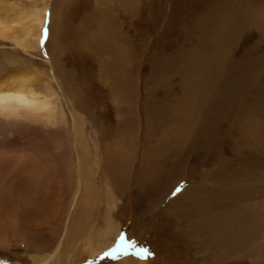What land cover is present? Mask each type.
I'll return each mask as SVG.
<instances>
[{
    "label": "rangeland",
    "instance_id": "rangeland-1",
    "mask_svg": "<svg viewBox=\"0 0 264 264\" xmlns=\"http://www.w3.org/2000/svg\"><path fill=\"white\" fill-rule=\"evenodd\" d=\"M239 1H124L127 5L120 0H0V17L7 22L25 10L45 9L42 27H32L39 49L25 53L12 40L0 38V85L10 88L24 81L40 90L49 86L59 99L56 125L0 124V166L18 169L14 174L17 181L12 174L11 181L0 180L5 186L11 184L7 198L0 194V239L4 238L0 264H35L54 255L49 264H123L128 258L130 263L126 264H264V196L252 182L259 183L264 191V148L260 150L264 44L253 49L255 52L251 50L261 39L252 30L247 33L249 50L243 49L245 30L237 29L240 19L235 21L234 32L228 24L220 27L231 7L242 10ZM60 22L75 30L74 46L51 43L57 39L53 32L60 29ZM24 23H12L16 36L32 25L26 19ZM105 25L115 28L111 30L113 45L130 57L124 66L130 76L128 82L122 81L127 93L119 96L112 90L117 81L114 57L107 44L112 45V41L101 43L98 39ZM228 34L232 42L236 41L232 43L234 49ZM88 49L99 54L91 56ZM49 58L60 76L52 75ZM230 86L236 94L228 93ZM220 91L230 96L224 101L228 105L232 95L238 96V105L225 106L217 115L212 103L221 101ZM156 116L167 124L158 129ZM199 117L206 124L207 120L214 124L201 128ZM177 122L180 130H185L180 132L183 141L176 138L179 132L173 125ZM202 138L208 146L198 152ZM186 140L192 146L183 150ZM172 142H181L175 154L168 151ZM156 154L165 158L159 166ZM122 163L127 166L126 180L113 172ZM249 188L259 194V199ZM210 190L228 196L212 210L205 201ZM228 204L231 214L224 215L230 211ZM227 216L233 218H224ZM100 234L105 249L88 257L84 247L98 246ZM121 235L148 252L137 254L132 248L125 252L126 244L119 242Z\"/></svg>",
    "mask_w": 264,
    "mask_h": 264
},
{
    "label": "bare ground",
    "instance_id": "bare-ground-1",
    "mask_svg": "<svg viewBox=\"0 0 264 264\" xmlns=\"http://www.w3.org/2000/svg\"><path fill=\"white\" fill-rule=\"evenodd\" d=\"M122 1L124 2H130V0H120V3H122ZM132 1L133 0H131V3H132ZM236 1V0H235ZM239 1V0H238ZM241 1V0H240ZM240 1H239V4H241L242 6V10H240V8L237 6V8H235L236 10H233L232 9V7H231V11H229V12H227V18L226 19H224L223 18V20H222V22L220 23V27H224V25L225 24H228L227 26H229L230 25V30L232 31L233 30V27H235L236 25H234L235 24V21H238L239 19H240V26L238 27V25H237V29L240 31V30H245L243 33V37L241 38V39H245V40H243L244 41V44H243V49L245 50V51H248L249 50V46H248V42H247V33H249V31H252L253 30V32H257V34L261 37V39H259V41L258 42H256L255 43V45L253 44V46H251V50H253V49H255L256 50V48L257 47H260V48H262L263 47V44H264V0H242L241 1V3H240ZM124 2V3H125ZM135 2V1H134ZM61 3V2H60ZM118 3V2H117ZM128 3H125V4H127L128 5ZM135 3H137V2H135ZM119 4V3H118ZM117 4V5H118ZM123 4V3H122ZM231 4L233 5V3L231 2ZM238 4V5H239ZM131 5V4H130ZM136 5V7L135 8H137V4H135ZM213 5V4H212ZM122 7V6H121ZM132 7V6H131ZM10 8H14V7H10ZM9 8V9H10ZM15 9V8H14ZM129 10H130V8H129ZM207 10V9H206ZM205 10V11H206ZM125 11V10H124ZM127 11V10H126ZM131 11V10H130ZM7 12H8V10H7ZM134 12V11H133ZM242 12V15H239L240 13ZM205 13V12H204ZM16 14V13H15ZM128 14V13H127ZM131 14V13H130ZM44 15H45V9L44 8H33V9H31V10H25V11H23L22 13H19L11 22H9V20H8V22L7 21H5V19H2V17H0V38H2V40L3 39H5V40H7V39H10V40H12L15 44H16V46L19 48V49H21L23 52H25V53H28L29 52V50H32V49H39L38 47H39V44H38V41H39V38H37V36H36V38L35 37H33V34H32V32H33V28L32 27H34V26H37V27H42V25H43V23H44ZM63 15V14H62ZM106 15V14H105ZM104 15V16H105ZM58 16H59V14H58ZM57 16V17H58ZM129 16V15H128ZM133 16V15H132ZM221 16V15H220ZM4 17V16H3ZM56 17V16H55ZM62 17V16H61ZM66 17V16H65ZM97 17V16H96ZM116 17V16H115ZM120 17V16H119ZM236 17H237V19H236ZM7 18V17H6ZM59 18H60V16H59ZM104 18V17H103ZM117 18V17H116ZM199 18V17H198ZM202 18H204V17H202ZM24 19H26V20H28L29 21V23H31L32 25L30 26V25H28V26H26L27 28H24L23 29V31H22V34L20 35L19 34V36H16L15 35V33H14V27H12V23H14V22H21L22 20H23V25L24 24H26V23H24ZM58 19V18H57ZM62 18H60L59 20H61ZM124 19V18H123ZM134 19V18H133ZM7 20V19H6ZM53 20H55V19H53ZM129 20V19H128ZM63 21V20H62ZM101 21V20H100ZM116 21V20H115ZM198 21H200V20H198ZM91 22V21H90ZM129 22V21H128ZM128 22H127V25H131V24H128ZM58 23V22H57ZM61 23V22H60ZM100 23V22H99ZM98 23V24H99ZM114 23V22H113ZM117 23V22H116ZM53 24V23H52ZM62 24V25H61ZM60 25H61V27H60V29H58V27H57V31H56V28L54 29V32H53V36H54V34L56 35V40L55 39H53V40H51V43H54L55 41H57L59 44H61V43H63L64 45H70V46H74L76 43V41H75V39H74V36H75V30L74 31H72V29H69L68 27H66L65 25H63V23H61ZM67 24H68V22H67ZM71 24V23H70ZM86 24V23H85ZM134 24V23H133ZM199 24V23H198ZM69 25V24H68ZM110 25V24H109ZM120 25V24H119ZM119 25H117V26H119ZM123 25V24H122ZM66 28V31H64L63 30V28L64 27ZM86 27L85 25H82V27ZM100 26V25H99ZM102 26V25H101ZM113 26V25H112ZM125 26V25H124ZM207 26V25H206ZM251 26H252V28H251ZM56 27V26H55ZM72 27H73V25H72ZM79 27V26H78ZM96 27V26H95ZM94 27V28H95ZM123 27V26H122ZM121 27V28H122ZM53 28V27H52ZM61 28H62V30H61ZM87 28V27H86ZM85 28V29H86ZM90 28V27H89ZM78 29H80V27L78 28ZM113 29H115V28H113ZM112 28H110L108 25H105L104 26V29H103V27H102V31H100L99 33L100 34H98V39L101 41V43H102V41H107V40H109V41H112V40H115V38H114V34L112 33L113 31H111V30H113ZM119 29H120V26H119ZM61 30V31H60ZM95 30V29H94ZM124 30V29H123ZM79 31H83V30H79ZM91 31V30H90ZM90 31L88 32V33H90ZM118 31V30H117ZM116 31V32H117ZM121 31V30H120ZM56 32V33H55ZM77 32V31H76ZM110 32V33H109ZM115 32V31H114ZM126 32H128V31H126ZM125 32V33H126ZM232 32H234V31H232ZM72 33L74 34V35H72ZM77 34V33H76ZM95 34H97V33H95ZM119 34V33H118ZM121 34V33H120ZM123 34V33H122ZM128 34V33H127ZM51 35V34H50ZM78 35V34H77ZM76 35V36H77ZM86 35V34H85ZM91 35V34H90ZM94 35V34H93ZM117 35V34H116ZM229 35V34H228ZM241 35V34H240ZM124 36V35H123ZM122 36V37H123ZM199 36V35H198ZM226 36V35H225ZM235 37V36H234ZM249 37V36H248ZM51 38V37H50ZM49 38V39H50ZM76 38V37H75ZM95 38H97V37H95ZM125 38V37H124ZM239 38V37H238ZM90 39H91V37H90ZM120 39V38H119ZM187 39H189V38H187ZM199 39H201V38H199ZM229 39H230V41H231V48H233L234 49V47H235V45H233L232 43L233 42H235V44H236V41H233L232 42V40H231V37H230V35H229ZM250 39V38H249ZM80 40V39H79ZM203 40V39H202ZM221 40H223V39H221ZM53 41V42H52ZM78 41V40H77ZM91 41V40H90ZM117 41V40H116ZM48 42V41H47ZM81 42H83V41H81ZM92 42V41H91ZM99 43V42H98ZM111 42H108L107 41V44H109V48H110V52L112 53V55H113V57H114V71H115V73H116V75H117V81H115V84H114V87H112V90L114 91V92H117L118 93V96L119 95H123V94H125V93H127L126 92V89L124 88V83L125 82H128L127 81V79H128V77L130 76V75H128L126 72H125V64H126V62L130 59V57L127 55V54H123V50H121L117 45H113V41H112V45L110 44ZM220 43H222L221 41H220ZM59 44H57V45H59ZM47 46H48V44H46ZM57 45H53V46H57ZM84 45V44H83ZM239 45H240V43H239ZM51 46V45H50ZM64 47V46H63ZM69 47V46H68ZM103 47V46H102ZM237 47V46H236ZM241 47V48H242ZM47 48V47H46ZM52 49L53 48H55L56 49V47H51ZM59 48H60V45H59ZM70 48V47H69ZM68 48V49H69ZM73 48V47H72ZM88 48V47H87ZM89 48H91V47H89ZM183 48V47H182ZM36 49V50H37ZM63 49V48H62ZM65 49V48H64ZM63 49V50H64ZM74 49V48H73ZM77 49V48H76ZM79 49V48H78ZM81 49V48H80ZM66 50V49H65ZM83 50V49H82ZM104 50V49H103ZM243 50V51H244ZM251 50H250V52H251ZM255 50H253L254 52H255ZM58 51H60V50H58ZM83 51H85V50H83ZM215 51V50H214ZM80 52H81V50H80ZM99 51H96V50H90V49H88V54H90L91 56L92 55H98L99 53H98ZM104 52H106V51H104ZM249 52V53H250ZM258 52V51H257ZM262 52V51H261ZM264 52V51H263ZM62 52H60V54H61ZM98 53V54H97ZM190 53V52H189ZM188 53V54H189ZM245 53H247V52H245ZM244 53V54H245ZM106 54V53H105ZM104 54V55H105ZM179 54V53H178ZM248 54V53H247ZM201 55V54H200ZM199 55V56H200ZM70 56V55H69ZM108 56V55H107ZM57 57V56H56ZM60 57V56H59ZM221 57V56H220ZM229 57V56H228ZM227 57V58H228ZM62 58V57H61ZM214 58V57H213ZM218 58V57H217ZM258 58V57H257ZM206 59H207V57H206ZM210 59V58H209ZM230 59V58H229ZM256 59V58H255ZM261 59H263V58H261ZM51 60V61H50ZM49 61L51 62V64H52V69H53V71H52V75L53 76H55V74H57L56 73V71H55V68H54V63H53V60L51 59V58H49ZM48 61V62H49ZM62 61V60H61ZM61 61H59V62H61ZM173 61V60H172ZM181 61V60H180ZM211 61V60H210ZM209 61V62H210ZM204 62V61H203ZM207 62V61H206ZM219 62H221L220 60H219ZM227 62V61H226ZM231 62V61H230ZM256 62H258V61H256ZM264 62V61H263ZM211 63V62H210ZM249 63V62H248ZM254 63H255V60H253V61H250V65H249V68L250 67H253V65H254ZM163 64V63H162ZM190 64V63H189ZM213 64V63H212ZM223 64V63H222ZM221 64V65H222ZM226 64V63H225ZM247 64V63H246ZM187 65V64H186ZM173 66V65H172ZM181 66V65H180ZM210 66V65H209ZM187 67V66H186ZM212 67V66H211ZM238 67V66H237ZM246 67H247V65H246ZM264 67V66H263ZM214 69H216V68H214ZM159 70V69H158ZM200 70V69H199ZM219 70V69H218ZM217 70V71H218ZM240 70V69H239ZM182 71V70H181ZM220 71V70H219ZM226 71V70H225ZM162 72V71H161ZM160 72V73H161ZM212 72V71H211ZM240 72V71H239ZM59 73V72H58ZM169 73V72H168ZM179 73V72H178ZM226 73V72H225ZM186 74V73H185ZM198 74H199V72H198ZM202 74V73H201ZM210 74V73H209ZM58 75V74H57ZM165 75V74H164ZM200 75V74H199ZM205 75V74H204ZM203 75V76H204ZM218 75V74H217ZM58 76H60V75H58ZM182 76H183V74H182ZM196 76V75H195ZM180 77H181V75H180ZM185 77H186V75H185ZM197 77H198V75H197ZM211 77H212V75H211ZM262 77V76H261ZM158 78H159V76H158ZM161 78V77H160ZM164 78V77H163ZM166 78V77H165ZM181 78H183L184 79V77H181ZM195 78V77H194ZM201 78V77H200ZM173 79V78H172ZM189 79V78H188ZM207 79V78H206ZM162 80V79H161ZM174 80V79H173ZM193 80V79H192ZM191 80V81H192ZM195 80V79H194ZM202 80V79H201ZM122 81H125V82H122ZM220 81V80H219ZM247 81V80H246ZM249 81V80H248ZM130 82V81H129ZM161 82V81H160ZM160 82H158V83H160ZM200 82V81H199ZM207 82V81H206ZM205 82V83H206ZM242 82H244V81H242ZM183 83V82H182ZM185 83V82H184ZM195 84H197L196 82H195ZM254 84H256V78H255V83ZM151 85V84H150ZM228 85V84H227ZM243 85V84H242ZM263 85V84H262ZM188 86V85H187ZM218 86V85H217ZM251 86V85H250ZM264 87V86H263ZM181 88V87H180ZM190 88V87H189ZM198 88V87H197ZM196 88V89H197ZM215 88V87H214ZM249 88V87H248ZM195 89V90H196ZM234 89V87L233 86H230L229 87V92L228 93H230V94H236L237 92L236 91H234L233 90ZM262 89V88H261ZM181 90V89H180ZM190 90V89H189ZM198 90V89H197ZM214 90V89H213ZM256 90H257V88H256ZM259 90V89H258ZM257 90V91H258ZM185 91V90H184ZM183 91V92H184ZM200 91V90H199ZM211 91V88L210 89H208L207 90V97L205 98V100L207 101V98H209L208 96H210L209 95V92ZM248 91V90H247ZM128 92H135V90H130V91H128ZM170 92V91H169ZM178 92V91H177ZM190 93H191V91H189ZM196 92V91H195ZM215 92V91H214ZM221 92V91H220ZM255 93H256V91H254ZM181 93V92H180ZM227 93V92H226ZM226 93L225 92H221V94H220V96L222 97L221 98V101L220 102H213L212 103V105H213V109L215 108V113L217 114V115H221L222 114V111L220 110L221 108H224L225 106L227 107V106H231L232 104L233 105H236L237 104V100H238V96L236 97L235 95H232V98H230L231 99V102H232V104L231 105H228V104H226V103H224V101L225 100H227L226 98L227 97H230V96H228V95H226ZM247 93V92H246ZM249 93H250V91H249ZM264 93V92H263ZM137 94V93H136ZM196 94V93H195ZM194 94V95H195ZM213 94V93H212ZM242 94V93H241ZM244 94H245V92H244ZM163 95V94H162ZM262 95V94H261ZM126 96H129V95H126ZM186 96V95H185ZM241 96V95H240ZM245 96V95H244ZM124 97H125V95H124ZM194 97V96H193ZM203 97V96H202ZM204 97H205V93H204ZM248 97V96H247ZM254 97V96H253ZM256 98H258V97H256ZM192 99H194V98H192ZM237 99V100H236ZM246 99V98H245ZM58 97H57V95H56V93L53 91V89L51 88V87H49V86H46L45 88H44V90H40L39 88H37V87H34L33 85H28V84H26V82H24V81H22V82H20V83H17L16 85H14V86H11L10 88H7V86H2V85H0V124L1 125H7V126H15V125H18V124H28V123H38V122H41V123H43L44 125H56L57 124V121H58V112H59V106H58ZM219 100H220V98H219ZM248 100V99H247ZM192 101V100H191ZM245 102H246V100H244ZM243 101V102H244ZM255 101V100H254ZM230 102V101H229ZM172 103V102H171ZM204 103V102H203ZM228 103V102H227ZM240 103V102H239ZM254 103V102H253ZM158 104V103H157ZM201 104V103H200ZM208 104V103H207ZM238 105V104H237ZM248 105V103L246 102V106ZM201 106V105H200ZM206 106V105H205ZM249 106H251V105H249ZM217 107V108H216ZM234 107V106H233ZM243 107V106H242ZM245 107V106H244ZM252 107V106H251ZM209 108V107H208ZM237 108H239V107H237ZM241 108V107H240ZM259 108V107H258ZM244 109V108H243ZM253 109V108H252ZM153 110V109H152ZM208 110V109H207ZM226 110V109H225ZM234 110V109H233ZM198 111H199V109H198ZM197 111V112H198ZM236 111V110H235ZM263 111H264V109H263ZM262 111V112H263ZM238 112H241V109L238 111ZM248 112V111H247ZM252 112V111H251ZM258 112V111H257ZM227 113H228V111H227ZM237 113V112H236ZM243 113H245V111L243 110ZM233 114V113H232ZM238 114V113H237ZM240 114V113H239ZM246 114V113H245ZM249 114V113H248ZM247 114V115H248ZM259 114V113H258ZM261 114V113H260ZM153 115V114H152ZM156 115V114H155ZM216 115V116H217ZM252 115V114H251ZM192 116V115H191ZM206 116V115H205ZM204 116V117H205ZM215 116V115H214ZM258 116V115H257ZM150 117H152V116H150ZM230 117V116H229ZM236 117V116H235ZM238 117V116H237ZM236 117V118H237ZM240 117V116H239ZM241 117H243V115L241 116ZM263 117H264V115L261 117V121H262V125H263V128H264V121H263ZM191 118V117H190ZM200 118V117H199ZM206 118V117H205ZM218 118V116L216 117V119ZM252 118V117H251ZM258 118V117H257ZM60 119V118H59ZM155 120H154V124L157 126V128L158 129H160L164 124H167V120H165V119H163L161 116H156L155 118H154ZM258 120V119H257ZM196 121V120H195ZM243 121V120H242ZM178 123H180V122H177L175 125H173V127H175L174 129H176V131H178L179 133L180 132H184L185 130H180L181 129V126L178 124ZM184 123V122H183ZM187 123V122H186ZM196 123V122H195ZM199 123H200V127L201 128H203L202 126L204 125V126H206V128L205 129H208V127H207V125L209 124V123H212L211 121H209V120H207V124H206V122L204 121V118L203 117H201L200 118V120H199ZM253 123V122H252ZM212 124H214V122L212 123ZM254 125V124H253ZM213 126V125H212ZM231 126V125H230ZM166 126H164L163 127V129L165 128ZM257 127V126H256ZM255 127V128H256ZM186 129V128H185ZM175 131V130H174ZM213 131V130H212ZM193 132V131H192ZM234 132V131H233ZM255 132H257V130H255ZM264 132V131H263ZM262 132V137H261V140H262V144L260 145V147H261V149L260 150H263V148H264V133ZM77 133H78V131H77ZM178 133V135L176 136V138L178 139V140H181L182 138H181V133L179 134ZM197 133H199V132H197ZM248 134V133H247ZM246 134V135H247ZM260 134V133H259ZM198 135V134H197ZM257 135V134H256ZM261 135V134H260ZM82 136V135H81ZM151 136V135H150ZM207 136H208V134H207ZM212 136V135H211ZM194 137L196 138V134H193L192 136H191V138H193V141L195 140L194 139ZM255 137V136H254ZM211 138L212 137H210V140H211ZM234 138V137H233ZM257 138H259V137H257ZM176 139V140H177ZM203 139V138H202ZM237 139V138H236ZM251 139V138H250ZM164 140V139H163ZM204 140V139H203ZM209 140V139H208ZM241 140V139H240ZM173 141V140H172ZM182 141H183V139H182ZM221 141V140H220ZM185 142H187V144H186V146H185V148L183 149V150H185V149H187V148H191V146H192V144H191V142L190 141H188V140H186ZM173 144H177V145H175V146H172ZM180 144H181V142L180 143H176V142H172V144L171 145H169L168 146V151L169 150H173V154H175V150L176 151H178L177 150V146H180ZM193 144H195V143H193ZM196 144H197V142H196ZM208 146V141L207 140H204L203 142H201V145L198 147V152L199 151H202V150H204L206 147ZM256 146V145H255ZM255 148V147H254ZM259 150V149H258ZM159 151H161V150H159ZM193 151V150H192ZM158 152V151H157ZM156 152V153H157ZM189 152H190V150H189ZM261 152V151H260ZM263 152V151H262ZM261 152V153H262ZM185 153V152H184ZM191 153V152H190ZM217 153V152H216ZM259 153V152H258ZM3 154V153H2ZM188 154V153H187ZM253 154H254V152H253ZM262 154H264V153H262ZM157 155V154H156ZM182 155H184V154H182ZM189 155H191V154H189ZM1 156V155H0ZM4 156V155H3ZM150 156V155H149ZM149 156H148V158H149ZM263 156V155H262ZM2 157V156H1ZM183 157V156H182ZM4 158V157H3ZM124 158V157H123ZM156 158H160L159 159V161L158 162H156L157 164H158V166L160 165V161H163V160H165V158L164 157H162V155H157L156 156ZM182 159V158H181ZM184 159V158H183ZM6 160V159H5ZM10 160V159H9ZM126 160V159H125ZM146 161H148V160H146ZM180 161H182V160H180ZM35 162V161H34ZM126 163H127V161H125ZM151 162H152V159H151ZM150 162V163H151ZM177 162V161H176ZM257 162H259V161H257ZM256 162V163H257ZM260 162H261V160H260ZM259 162V163H260ZM11 163V162H10ZM126 163H122V164H118V165H116L115 166V171H113L115 174H116V176L117 177H121L122 179L124 178H126V176H128V174L126 173L125 174V172H126V168L125 167H127L126 166ZM181 163V162H180ZM146 164V163H145ZM150 165V164H149ZM258 165V164H257ZM262 166V165H261ZM259 167V166H258ZM9 168V169H8ZM30 168V167H29ZM247 168V167H246ZM114 169V168H113ZM18 171V169L17 168H10L9 166H7V165H5V166H0V180H5V181H11V180H9L10 178H11V174L15 177V180L17 181L18 179H16V176L14 175L16 172ZM20 171H22V170H20ZM244 171H246V170H244ZM19 173V172H18ZM247 173V172H246ZM249 175V174H248ZM30 176V175H29ZM140 176V175H139ZM145 175L144 174H141V177L140 178H142V180H144V177ZM151 176V175H150ZM149 176V177H150ZM154 176V175H153ZM152 176V177H153ZM35 177V176H34ZM40 177V176H39ZM148 177V178H149ZM31 178V177H30ZM154 178V177H153ZM21 179V178H20ZM24 179V178H23ZM32 179V178H31ZM13 180V179H12ZM126 180V179H125ZM150 180V179H149ZM21 181V180H20ZM116 181V180H115ZM120 181V180H119ZM122 181V180H121ZM120 181V182H121ZM13 182H15V181H13ZM21 182H23V180L21 181ZM138 182V181H137ZM144 182H146L145 180H144ZM150 182V181H149ZM252 182H254L255 183V188L257 189V191H260V195H262V197L264 196V191L262 190V189H260V187H259V183L257 184L256 183V181L255 180H253ZM252 182H251V184H250V187L251 186H253L252 185ZM126 183V182H125ZM146 183H148V182H146ZM247 184H248V182H246ZM4 184V182H0V194L1 193H3V194H5V197L7 196L6 194H8V192H10V190H11V184H7V186H5V185H3ZM120 184V183H119ZM123 184V183H122ZM143 184V183H142ZM142 184H140V186L139 187H142V186H144V185H142ZM20 185V184H19ZM32 185V184H31ZM219 185V184H218ZM234 185H235V183H234ZM221 186V185H220ZM242 186V185H241ZM244 186V185H243ZM20 187V186H19ZM146 187V186H145ZM249 187V186H248ZM148 188V187H147ZM252 188H254V187H252ZM25 189V188H24ZM17 190V189H16ZM148 190H149V188H148ZM167 190V189H166ZM232 190V189H231ZM249 192H251V194H254L255 193V198L256 199H259V197H257L256 195H259V194H257V192H255V190L254 189H251V188H249ZM17 191H19V190H17ZM188 191V190H187ZM12 192V191H11ZM26 192V191H25ZM165 192V191H164ZM189 193H190V191H189ZM246 193H248V192H246ZM13 194V193H12ZM17 194V193H16ZM184 194V193H183ZM188 194V193H187ZM192 194V193H191ZM34 195H36V194H34ZM182 195V194H181ZM185 195H186V193H185ZM184 195V196H185ZM15 196V195H14ZM190 196V195H189ZM2 197V196H1ZM0 197V198H1ZM4 197V196H3ZM227 195L225 196L224 194H219V193H217V192H214L213 190H210L207 194H206V197H205V201L207 202V205H209L210 204V209L212 210L213 209V206H217V205H219V204H221V202H220V200H221V198L226 202V200H227ZM7 198V197H6ZM25 198V197H24ZM45 199V198H44ZM43 199V200H44ZM177 199V198H176ZM180 199V198H179ZM187 199H188V197H187ZM187 199H184V200H186L187 201ZM190 199V198H189ZM193 199V198H192ZM3 201H6V200H4V199H2ZM8 200V199H7ZM10 200V199H9ZM17 200V199H16ZM20 200H21V197H20ZM41 200V199H40ZM222 200V201H223ZM25 201H27V200H24L23 202L25 203ZM42 201V200H41ZM180 201V200H179ZM189 201V200H188ZM192 201V200H191ZM10 202V201H9ZM12 202V201H11ZM22 202V201H21ZM44 202V201H43ZM196 202V201H195ZM23 203V204H24ZM27 203H28V201H27ZM174 203H176V202H174ZM178 203V202H177ZM188 203V202H187ZM187 203H186V205H187ZM248 203V202H247ZM263 203V202H262ZM41 204V203H40ZM44 204V203H43ZM194 204V203H193ZM260 205H259V207L261 206V207H263V205L261 204V203H259ZM197 206V205H196ZM230 206V211L228 210V212H224L223 214L225 215H227V214H231V204H228L227 205V207H229ZM38 207V206H37ZM40 207V206H39ZM178 207H179V205H178ZM182 207H183V205H182ZM187 207V206H186ZM189 207V206H188ZM261 207H260V209H261ZM0 208H1V205H0ZM177 208V207H176ZM36 209V208H35ZM39 209V208H38ZM167 209V208H166ZM189 210H190V207L188 208ZM195 209H197V208H195ZM201 209V208H200ZM208 209V208H207ZM36 211H37V209H36ZM39 211H41V210H39ZM181 211V210H180ZM208 211V210H207ZM261 211V210H260ZM1 212V211H0ZM2 212H3V207H2ZM33 212H34V210H33ZM176 212V211H175ZM30 213V212H29ZM179 213V212H178ZM185 213V212H184ZM173 214V213H172ZM204 214V213H203ZM215 214V213H214ZM184 215V214H183ZM206 215V214H205ZM208 215V214H207ZM186 216V215H185ZM213 216V215H212ZM31 217H33V215L31 216ZM177 217V216H176ZM182 217V216H181ZM189 217H191V216H189ZM211 217V216H210ZM214 217V216H213ZM233 218L232 216H227V217H224V218ZM256 217V216H255ZM7 218H9V217H7ZM171 218V217H170ZM185 218V217H184ZM199 218V217H198ZM205 216H204V220H205ZM35 219V218H34ZM178 219V218H177ZM186 219V218H185ZM196 219V218H195ZM6 220V219H5ZM211 220V219H210ZM213 220V219H212ZM215 220V219H214ZM213 220V221H214ZM1 221V220H0ZM42 221V220H41ZM44 221V220H43ZM81 221V220H80ZM206 221V220H205ZM191 222V221H190ZM207 222V221H206ZM221 222H223V221H221ZM226 222V224L227 223H229V221L227 222V221H225ZM260 222V221H259ZM168 223H170V222H168ZM173 223V222H172ZM198 223V222H197ZM209 223V222H208ZM207 223V224H208ZM216 223V222H215ZM224 223V222H223ZM232 223V222H231ZM6 224H10V222H6ZM83 224V223H82ZM176 224H178V223H176ZM191 224V223H190ZM206 224V225H207ZM233 224V223H232ZM39 225V224H38ZM169 225H171V224H169ZM189 225V224H188ZM203 225H205V224H203ZM219 225V224H218ZM235 225V224H234ZM86 226V225H85ZM195 226V225H194ZM199 226V225H198ZM201 227V226H200ZM203 227V226H202ZM207 227V226H206ZM209 227V226H208ZM211 227H212V225H211ZM230 227V226H229ZM232 227V226H231ZM230 227V228H231ZM111 228V227H110ZM211 229V228H210ZM209 229V230H210ZM208 230V229H207ZM213 230V229H212ZM232 230V229H231ZM78 232V231H77ZM213 232H214V230H213ZM218 232V231H217ZM221 232H223V231H221ZM227 232V231H226ZM214 233H216V231L214 232ZM231 233V232H230ZM229 232H228V234H230ZM233 234V233H232ZM103 235V234H102ZM217 235V234H216ZM208 236V235H207ZM218 237V236H217ZM247 237V236H246ZM106 238V237H105ZM108 238V237H107ZM114 238V237H113ZM208 238V237H207ZM230 238V237H229ZM244 238V237H243ZM104 239V237L103 236H101V234H100V240H99V242H98V246H95V245H89V246H87V247H84L85 248V250L86 251H84V252H86L87 253V255H88V257L90 256V257H94L95 255H97L98 253H100L101 251H103L104 249H105V247H103V244H102V240ZM246 239V238H245ZM1 240H4V238H1L0 239V243H1ZM106 240V239H105ZM211 240V239H210ZM219 240V239H218ZM233 240V239H232ZM88 241V240H87ZM223 241V240H222ZM240 241V240H239ZM104 242V241H103ZM108 242V241H107ZM230 242V241H229ZM51 243V242H50ZM218 243V242H217ZM29 244V243H28ZM27 244V245H28ZM105 244H106V242H105ZM2 245V244H1ZM218 245V244H217ZM211 246H212V244H211ZM220 246V245H219ZM218 246V247H219ZM239 246V245H238ZM212 248V247H211ZM220 248V247H219ZM233 248V247H232ZM242 248H244L243 246H242ZM223 251V250H222ZM34 252H39L38 251V249H35L34 250ZM214 251H212V253H213ZM216 252V251H215ZM226 252H227V250H226ZM79 253V252H78ZM216 254V253H215ZM54 257H55V255L54 256H52V257H50V258H48V257H45V258H43L42 257V259L40 258L35 264H49L50 262H49V260H51L52 261V259H54ZM222 257V256H221ZM129 259V258H128ZM125 260L124 261V263H123V261L121 260L120 262H122L123 264H126L127 262L128 263H130L129 262V260ZM157 259V258H156ZM136 260V259H135ZM153 261V260H152ZM154 262V261H153ZM119 263V262H118ZM139 264H146V261H143V262H139Z\"/></svg>",
    "mask_w": 264,
    "mask_h": 264
},
{
    "label": "snow or ice",
    "instance_id": "snow-or-ice-1",
    "mask_svg": "<svg viewBox=\"0 0 264 264\" xmlns=\"http://www.w3.org/2000/svg\"><path fill=\"white\" fill-rule=\"evenodd\" d=\"M44 38L46 39L47 38V30H45L44 32ZM119 242L121 244H126V247L124 248V251L126 252L128 248H132L136 251L137 254H143V253H147L148 250L147 249H144V248H137L136 247V243L135 241H126V238L121 235L120 238H119ZM109 253H106V255H108Z\"/></svg>",
    "mask_w": 264,
    "mask_h": 264
}]
</instances>
